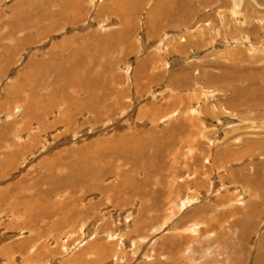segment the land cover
<instances>
[{"label": "rangeland", "instance_id": "1", "mask_svg": "<svg viewBox=\"0 0 264 264\" xmlns=\"http://www.w3.org/2000/svg\"><path fill=\"white\" fill-rule=\"evenodd\" d=\"M233 65L264 87V0H0V264H260Z\"/></svg>", "mask_w": 264, "mask_h": 264}, {"label": "bare ground", "instance_id": "2", "mask_svg": "<svg viewBox=\"0 0 264 264\" xmlns=\"http://www.w3.org/2000/svg\"><path fill=\"white\" fill-rule=\"evenodd\" d=\"M49 1V0H48ZM115 1V0H114ZM117 1V0H116ZM162 1V0H161ZM42 1H40V3H41ZM69 2V1H68ZM111 2H113V1H111ZM48 3V2H47ZM114 3V2H113ZM160 4V3H159ZM45 5H46V3H45ZM154 5H156V4H154ZM40 6H42V5H40ZM67 6V5H66ZM162 6V5H161ZM65 7V6H64ZM45 10H47V9H45ZM44 10V11H45ZM48 11V10H47ZM49 13H50V11H49ZM162 14V13H161ZM62 47V46H61ZM60 48V47H59ZM63 49H64V47H62ZM60 52V51H59ZM64 54V53H63ZM52 55V54H51ZM79 56V55H78ZM244 56V55H243ZM245 58V57H244ZM252 58H253V56H252ZM63 59H65V58H63ZM69 59V58H68ZM243 59V58H242ZM241 59V60H242ZM73 61V60H72ZM63 62V61H62ZM59 63V62H58ZM64 63V62H63ZM77 63V62H76ZM237 65V64H236ZM236 65H233V66H235V68H233V67H231V69H229L228 67H226V69H224V70H222V75H221V78L222 79H228V78H230L231 80H232V83H228V86L225 84V83H223V84H220V86H219V90L220 91H222V92H224V93H226V91H228V90H230L229 91V97L226 99L227 100V102H228V105H232V106H236V107H241V105H243V104H245L249 99H253V98H251V96L253 95L254 96V94L257 96V97H260V98H264V87H261V85H258V86H256L259 82H254V81H252V79H251V82H250V84L248 85V87H239V85H238V83H233L234 81H238V76L241 78V77H244L245 75H249L248 73H247V71L246 72H240L239 74H238V70H237V66ZM66 69V68H65ZM56 70H57V68H56ZM52 71V70H51ZM73 71V70H72ZM67 73V72H66ZM73 73V72H72ZM257 73L258 74H260L261 75V78H262V80L264 81V77L262 76L263 74H264V69H259V70H257ZM56 74V73H55ZM62 75V74H61ZM64 75V74H63ZM62 75V76H63ZM67 76H69V75H67ZM246 77V76H245ZM219 79V78H218ZM246 79V78H245ZM248 79H250V78H248ZM58 80V79H57ZM52 83H54V80H53V82ZM51 83V84H52ZM59 83V82H58ZM261 83H263V82H261ZM39 84V83H38ZM37 84V85H38ZM41 84H42V82H41ZM45 84V83H44ZM48 84H49V82H48ZM59 85V84H58ZM63 85V84H62ZM61 85V86H62ZM232 86L233 88L231 89L229 86ZM49 86V85H48ZM50 86H52V85H50ZM64 86V85H63ZM33 87V86H32ZM34 87H36V85L34 86ZM54 87V86H53ZM38 88V87H37ZM47 88V87H46ZM262 88V89H261ZM40 89V88H39ZM82 89V88H81ZM242 91H244L245 92V96L246 97H244L242 94H241V92ZM253 91H254V94H253ZM35 92H37V91H35ZM52 92H53V90H52ZM34 93V92H33ZM31 95H32V88H31ZM31 97V96H30ZM39 97V96H38ZM33 98V97H32ZM45 99V98H44ZM33 100L31 99V102H32ZM249 101H251V100H249ZM36 102V101H35ZM253 102H255V100L253 99ZM250 104H248L249 106H255V108H261V109H263L264 110V100H263V102H259V103H251V102H249ZM26 106H28V105H26ZM25 106V107H26ZM41 107V106H40ZM46 107V106H45ZM233 109H236V108H233ZM37 110V109H36ZM36 110H34V111H36ZM41 112H42V110H40ZM43 111H44V109H43ZM38 111H36L35 112V114H32V115H36V114H38L37 113ZM26 113V112H25ZM29 113V112H28ZM41 114V113H40ZM27 115V114H26ZM39 115V114H38ZM25 117V116H24ZM26 118V117H25ZM32 118V117H31ZM25 126H27V125H25ZM11 144V143H10ZM13 145V144H12ZM20 145V144H19ZM18 147V146H17ZM18 149H20V148H18ZM11 154V153H10ZM71 155V154H70ZM69 155V156H70ZM136 155V154H135ZM11 156V155H10ZM132 159L134 160V162L135 163H137V160H139V159H135V158H133L132 157ZM1 162V161H0ZM3 162H4V160H3ZM77 162V161H76ZM135 163H133L135 166H136V164ZM140 163V162H139ZM4 165H6V164H4ZM3 167V166H2ZM138 167V166H137ZM90 168V167H89ZM93 170L94 171H97V172H95L96 173V175H99L100 174V172H103V171H101V169H100V167L99 166H96V168H93ZM6 171V170H5ZM2 172H4L3 170H2ZM72 175V174H71ZM81 175V174H80ZM69 177V176H68ZM71 177H73V176H71ZM94 177H95V174H94ZM65 178H66V176H65ZM124 178V177H123ZM75 179V178H74ZM60 179L58 178V181H59ZM61 180H63L62 178H61ZM68 180H70V179H68ZM57 181V182H58ZM73 181V180H72ZM126 183V182H125ZM133 183V182H132ZM63 185V186H65V185H67L66 184V182H64V181H61L59 184H57V185ZM57 185H56V187H57ZM123 185H125V184H123ZM55 186V185H54ZM53 187V186H52ZM55 187V188H56ZM57 189H59V188H57ZM82 189V188H81ZM52 190V189H51ZM137 190V189H136ZM81 191V190H80ZM18 193V192H17ZM52 193V192H51ZM47 194V193H46ZM74 200V199H73ZM6 202V201H5ZM23 203V202H22ZM72 203H73V201H72ZM34 204V203H33ZM1 205V204H0ZM23 206H24V204H22ZM65 205V204H64ZM13 206V205H12ZM70 206V205H69ZM17 207H20V206H17ZM25 207V206H24ZM67 207V206H66ZM23 209V208H22ZM30 209V208H29ZM28 209V210H29ZM68 209V208H67ZM76 209V208H75ZM26 210V209H25ZM69 210H70V207H69ZM73 210V209H72ZM71 210V211H72ZM51 211V210H50ZM29 212V211H28ZM44 213V212H43ZM62 213V212H61ZM73 213H74V210H73ZM50 214V213H49ZM67 215V214H66ZM72 215H74V214H72ZM71 215V216H72ZM25 216V215H24ZM47 217H48V215H47ZM67 217V216H66ZM68 218V217H67ZM71 218V217H70ZM74 219V218H73ZM77 220V219H76ZM65 223V222H64ZM36 224V223H35ZM262 245H264V238L262 239ZM263 255V253H260L259 254V260H260V264H263L262 263V261H263V257H264V255Z\"/></svg>", "mask_w": 264, "mask_h": 264}]
</instances>
